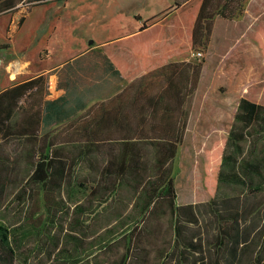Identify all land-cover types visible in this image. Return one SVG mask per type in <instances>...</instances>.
Returning a JSON list of instances; mask_svg holds the SVG:
<instances>
[{"label":"rangeland","instance_id":"374dc122","mask_svg":"<svg viewBox=\"0 0 264 264\" xmlns=\"http://www.w3.org/2000/svg\"><path fill=\"white\" fill-rule=\"evenodd\" d=\"M170 1L16 0L15 8L0 13V24L2 28H13L12 20L16 18L17 28L26 31L33 28L34 31L23 32L17 46L22 48L39 37L33 46L45 47L49 44V28L58 25L56 19L49 20V12L55 10L61 14L59 28L68 29L69 42L83 47L91 41H103L137 28L140 20L134 13L148 16L158 5ZM62 4L64 7H57ZM159 18L154 20L159 21ZM216 20L221 28H213L211 38L191 50L192 61L207 60L208 70L204 78L209 81L200 87L193 99L188 132L174 161L177 204L195 203L198 221H190V211L181 210V216L175 217L170 203L164 199L159 200L148 214H143L141 207L146 201L145 195L138 193L136 177L131 175L117 191L103 196L102 202H88L85 199L87 192L77 191L72 198L68 197L60 210L44 200L39 186H30L27 182L38 160V142L4 137L0 140V221L20 230L22 247L18 264H49V249L54 248L51 236L54 235L61 237L67 249L65 254L69 260L65 264H123L127 254L133 257L129 264H264V189L254 190V193L247 187L244 194L243 187H227L220 191V199L231 197L232 206L237 205L239 198L243 205L253 203L259 206L253 218L248 222L242 219L239 226L242 233L247 227L251 230L253 241L246 250L242 249L244 252L239 260L231 262L230 242L226 238L224 243L217 218L224 211L215 204L209 205L211 196L202 181L206 150L212 148L211 143L215 140L227 138L236 112L234 88L228 92L230 95L221 91L224 96L219 92V86H224L223 80L229 77V70L238 60L245 56L253 62L252 50L259 48V42L255 46L246 44L249 41L246 34L251 28H226L237 24L236 21L223 17ZM34 28L43 30L37 34ZM258 29L251 30L253 38L257 37ZM10 45V41L0 38V50H9ZM249 147L250 144H246V148ZM251 149L256 156L261 154L262 145L256 143ZM70 150L65 152H76ZM149 151V157L145 159L149 165L146 174L158 175L161 170L155 163L153 150ZM98 160L96 154H91L88 159L79 158L74 173L77 185L85 175L93 176L92 166ZM71 199H81L90 205V210L78 212ZM176 218L182 221L181 235L174 231ZM230 230L235 232V229ZM70 232L78 239L68 235ZM192 239L199 244L200 250L190 247Z\"/></svg>","mask_w":264,"mask_h":264},{"label":"trees","instance_id":"16d2710c","mask_svg":"<svg viewBox=\"0 0 264 264\" xmlns=\"http://www.w3.org/2000/svg\"><path fill=\"white\" fill-rule=\"evenodd\" d=\"M15 2L16 0H0V13L15 8ZM250 2L251 0H200L195 8L176 17L175 28H151L145 35L139 33L116 40L105 47L130 82L126 87L127 91H136L135 118L147 125L144 129L111 130L118 138L123 139L119 144H115L116 141L111 144H79V130L77 126L72 128L71 123L56 133L43 132V90L40 86L35 100L30 103V95L25 100L15 125L10 123L13 106L5 108L0 105V139L13 137L38 142V160L27 179L28 184L39 186L44 200L63 210L68 197L72 198L77 191H83L84 194L87 192L85 199L88 202H102L103 196L107 197L110 192L117 191L131 175L136 177L138 193L145 195L146 201L141 207L143 214H148L159 200L164 199L170 203L175 217L181 216V210L190 211V221H198L193 205L195 203L187 206L177 204L174 161L188 132L193 99L200 87L208 84L209 80L204 78L208 62L204 58L199 62H168L167 59L169 55L195 50L205 44V40L211 38L217 17L229 20L243 18ZM251 11L258 18L253 23L254 28L259 27L258 38L251 36L254 28L249 29L246 34L249 41L246 44L255 46L259 42V48L252 50L253 62L245 56L238 60L236 66L229 70V77L223 80L224 86H219V92L223 94L221 91H224L227 95H230L228 92L231 87L234 88L232 95L237 100L236 112L227 138L215 140L211 143L212 148L206 150L202 180L211 196L209 205L215 204L216 208L221 207L224 211L217 218L224 243L226 238L230 242L231 262L239 260L241 253L250 247L253 241L251 230L247 227L242 233L239 226L242 219L248 222L253 218L259 206L253 203L243 205L240 198L237 205L232 206L231 197L224 196L220 199V191L227 187H243L244 194L247 187L254 193V190L264 189V0L253 1ZM137 18L141 19V16L138 15ZM147 27V22H144L141 30ZM173 40L175 45L170 44ZM162 42L166 45L159 47ZM123 49H130L134 55L132 68L122 56ZM153 51L160 52V55L155 53L156 60L152 56ZM254 66L257 67L256 70H253ZM38 82L39 79L17 86L13 93L17 97L16 101L18 97L24 98L27 91ZM81 134L95 135L96 130H83ZM136 138H143L142 144ZM256 143L261 144L262 149L261 154L257 153L255 156L251 147ZM246 144H250V147L246 148ZM67 149H74L76 152L68 154L65 152ZM150 149L153 150L158 170H161L160 174L154 176L146 174L149 165L145 159L149 157ZM95 151L99 153V160L92 166L93 176L85 175L77 185L74 173L79 158L88 159ZM71 201L78 212L84 213L91 208L81 199ZM228 219L231 221L228 222ZM181 222V219L176 218L174 223V231L179 235L182 234ZM230 229H235V232ZM68 235L78 239L73 232ZM61 240L59 235L51 236L54 248L49 249V264H65L69 260L65 254L67 249ZM21 247L19 228L12 229L0 221V264H18ZM172 247L174 250L176 244ZM190 247L195 251L201 249L194 239L190 241ZM134 257L137 258V255ZM132 258L127 254L123 264H129Z\"/></svg>","mask_w":264,"mask_h":264},{"label":"crops","instance_id":"0c3cea01","mask_svg":"<svg viewBox=\"0 0 264 264\" xmlns=\"http://www.w3.org/2000/svg\"><path fill=\"white\" fill-rule=\"evenodd\" d=\"M253 1L256 0H251L245 16L234 20L237 24H230V27L226 28H254L253 23L258 18L254 17L251 11ZM199 2L200 0H171L162 6L158 5L157 9L151 11L148 16L134 13L136 18L138 15L141 16V19L137 18L140 20L137 28L103 41H91L83 47H78L73 41L69 42L68 29L59 28L61 14L55 10L49 12V20L52 22L56 19L58 25L49 28V44L45 47L33 46L39 37L33 38L22 48L18 47L17 43L22 39L23 32L34 31L33 28L30 31L17 28L16 18L12 20L13 28H2L0 24V38L12 43L9 50H0V105L5 108L13 106L10 123L15 125L29 95L30 103L38 97L37 89L40 86L43 90L41 127L43 132L56 133L71 123L72 128L77 126L79 130V144L96 145L111 144L114 141L115 144L121 143L123 139L118 138L111 130L144 129L147 125L134 116L136 91L130 89L127 91L126 87L130 82L119 70L113 56L105 47L116 40L130 38L139 33L145 35L151 28H175L176 17L195 8ZM57 7L64 6L62 4ZM156 18H159V21H155ZM20 21L21 17L18 22ZM144 22H147L148 27L141 30ZM214 28H221L217 20ZM34 30L39 34L43 28H34ZM170 44L175 45L174 40ZM159 45L164 47L166 43L162 42ZM153 53L152 56L156 60L157 52L153 51ZM157 54L160 55V52ZM122 56L132 68L135 58L130 49H123ZM162 58L164 57H159ZM167 60L168 62L192 61L194 58L192 51H185L169 55ZM256 69L257 67L254 66L253 70ZM37 79L39 82L27 91L24 98L18 97L16 101L17 97L13 94L16 87ZM83 130L88 132L96 130V134L82 135ZM136 140H141V144L143 142V138ZM93 153L99 155L96 151Z\"/></svg>","mask_w":264,"mask_h":264}]
</instances>
